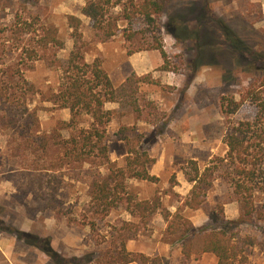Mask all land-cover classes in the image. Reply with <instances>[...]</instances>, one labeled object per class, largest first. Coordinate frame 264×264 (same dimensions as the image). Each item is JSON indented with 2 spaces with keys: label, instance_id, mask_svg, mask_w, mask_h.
<instances>
[{
  "label": "rangeland",
  "instance_id": "374dc122",
  "mask_svg": "<svg viewBox=\"0 0 264 264\" xmlns=\"http://www.w3.org/2000/svg\"><path fill=\"white\" fill-rule=\"evenodd\" d=\"M164 1V12L151 20L144 16L128 20L123 5H115L95 24L82 12L86 0H0V79L19 83L18 115L25 111L24 81L31 83L27 106L36 109V115L28 119L16 115L17 124H13L0 101V264H91L84 256L91 254L95 261L124 224L128 225L123 230L128 249L131 243L135 252L164 255L169 264H217L214 254L201 251L199 235L194 237V254L185 258L181 245L172 244L177 234L168 233L161 210L140 217L123 202L104 217L95 214L90 183L107 173L108 166L100 164L97 153L82 163L65 158L70 135L65 121L71 120L72 110L62 106L60 91L66 81L64 68L76 53L80 63L99 58L104 69L116 70L117 100L105 103L106 109L118 111L106 125L108 155L116 166H125L127 144L120 138V128H134L129 137L142 133L144 141L137 145L155 157L150 172L160 180L127 178V191L137 199L157 195L162 209L175 212L189 194L193 183L185 169L190 170V160H197L203 170L214 156L226 155L224 138L234 126L256 119L255 100L229 114L222 102L239 101L250 87L264 95V0ZM69 15L82 19L77 32ZM18 16L33 23L35 31L23 32L15 23ZM172 24L182 27L181 32L177 30L179 36L173 34ZM223 25L243 48L227 38ZM43 26L57 27L64 45L52 46L47 53L39 50L37 55L47 56L31 59L26 49H39ZM158 43L167 54L166 61L155 48ZM131 55L152 60L150 70L138 75L128 64ZM13 66L21 73L11 76ZM146 74L149 79L141 78ZM92 119L80 111L78 127H89ZM261 167L263 172L254 182L258 212L252 217L243 216L226 175L214 182L201 208L183 211L196 226L208 224L212 213L227 219L243 217L238 240L243 253L238 264H264V161ZM226 170L232 168L222 166L219 173ZM22 231L37 237L36 244L27 242L19 234ZM45 240L57 257L37 247ZM167 244L172 250H166Z\"/></svg>",
  "mask_w": 264,
  "mask_h": 264
},
{
  "label": "trees",
  "instance_id": "16d2710c",
  "mask_svg": "<svg viewBox=\"0 0 264 264\" xmlns=\"http://www.w3.org/2000/svg\"><path fill=\"white\" fill-rule=\"evenodd\" d=\"M123 5L124 16L130 20L135 16H144L151 20L155 15H161L165 8L164 0H86L82 12L89 16L95 24L103 20L110 7ZM75 32L82 24V19L75 16H68ZM173 22L175 19L173 18ZM16 24H20L25 33L34 32L33 23L28 22L21 16L16 17ZM173 34L177 35V30L181 32L182 27L172 24ZM227 38L236 46L243 48L239 40L225 25H223ZM183 32V31H182ZM38 48L26 49L31 59L45 58L47 55H37L38 51L47 53L52 46L62 47L64 41L59 36L58 28L55 26H43L37 40ZM156 49L161 51L163 59L167 60V54L161 44H156ZM79 51V50H78ZM36 54V55H35ZM80 55L76 53L70 60L68 67L64 68L66 81L60 93L62 94V106L70 107L72 118L65 121L66 128H69L70 135L66 141L65 158L72 163H82L90 159L97 153L101 158L100 164L108 166V172L94 177L90 183L91 200L94 205L93 212L100 217L106 214L120 203L126 202L128 210L140 217L150 216L161 210L166 221L169 234H177V238L172 244H180L182 254L185 258H191L194 254V237L199 235L202 238L201 251L212 253L217 258V264H238V259L242 257L243 248H240L239 238L241 225L245 223L242 218L227 219L224 216L212 213L210 222L202 226H196L193 221L183 214L185 209L198 210L205 202L207 193L212 189L214 182L226 175V178L233 187V192L238 196L240 210L243 216L252 217L258 212L254 202V182L262 173V163L264 161V95L254 88H248L239 101L229 103L223 101L222 106L225 113L237 112L240 107L249 100H255L258 104V114L254 121H242L232 128L224 141L228 146L225 156H214L210 163L203 170L198 165L197 160H190V170L185 169L186 178L193 186L189 194L182 200L175 212L169 209H162L161 199L156 195L152 199H137L133 193L127 191V178H135L149 182H157L160 177L150 172V166L156 162L149 151L141 145L143 143L142 133H135L134 137H129L127 133H133L134 128L122 126L120 128V138L126 141L127 155L126 165L116 166L108 155V145L105 140L106 125L117 114L116 109H106L105 103L116 101V88L103 68L99 58L93 62H82ZM59 65L61 61L57 60ZM168 68L167 65H163ZM14 68V69H13ZM11 76L20 74L21 69L13 66ZM70 72V73H69ZM8 73V72H7ZM89 73H91L89 75ZM143 79H149L146 74ZM26 87L23 95L24 112L18 115L15 111L20 108L18 102L22 96L18 94L16 85L0 79V101L6 117L11 123H16L17 116L34 117L36 109L30 110L27 106V95L32 91L33 85L24 81ZM16 103V106L14 104ZM85 111L92 116L89 127H78L77 115L80 111ZM16 127V126H15ZM126 133V134H125ZM135 141H137L135 143ZM230 162L229 164L225 163ZM214 161H218L214 163ZM229 165L232 171L219 173L222 166ZM223 211V207H221ZM264 217V215H262ZM92 226H95L93 223ZM128 225H122L119 236L115 237L112 244L101 249L100 254L92 262L91 254L84 256L85 262L91 264H169V258L160 255H149L145 252H135L127 248L123 230ZM21 236H26L27 242L34 243L37 239L33 234L20 232ZM179 234V235H178ZM46 254L57 257L56 251L50 245L49 240H45L43 245L38 246ZM63 262V261H62ZM57 261L56 263L61 264Z\"/></svg>",
  "mask_w": 264,
  "mask_h": 264
},
{
  "label": "crops",
  "instance_id": "0c3cea01",
  "mask_svg": "<svg viewBox=\"0 0 264 264\" xmlns=\"http://www.w3.org/2000/svg\"><path fill=\"white\" fill-rule=\"evenodd\" d=\"M155 56H157V55H155ZM162 57V56H161ZM160 57V55H158L157 56V62H162V58ZM152 60H148V57L147 58H138V57H135V55H131V56H129V58H128V64H130V66H132V69L138 74V75H142V74H144V72H148L150 69V67H148L149 66V64L152 66ZM159 62V63H160ZM105 69H106V71H107V73H108V75L110 76V78H111V80H112V82L115 84L116 82H117V79L115 78V76H116V73H115V71L116 70H110L109 68H106L105 67ZM156 175V174H155ZM158 176V175H157ZM173 207V206H172ZM170 208V207H169ZM175 210V209H174ZM170 211H171V209H170ZM172 212H174V211H172ZM191 220H193V219H191ZM194 222V221H193ZM128 247H129V249L131 250V251H134V250H136L133 246H132V244L131 243H128ZM165 248H166V250H172V246H171V244H167L166 246H165ZM181 251H182V247H181V249H180ZM140 252H142V251H140ZM147 254V253H146ZM149 255H151V254H149ZM129 264H135V262H132V263H129Z\"/></svg>",
  "mask_w": 264,
  "mask_h": 264
}]
</instances>
